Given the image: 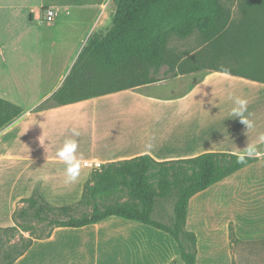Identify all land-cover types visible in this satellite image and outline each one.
I'll return each mask as SVG.
<instances>
[{
  "label": "crops",
  "instance_id": "obj_1",
  "mask_svg": "<svg viewBox=\"0 0 264 264\" xmlns=\"http://www.w3.org/2000/svg\"><path fill=\"white\" fill-rule=\"evenodd\" d=\"M47 6L56 9V17L41 23ZM113 13L112 0H0V97L24 109L0 129V226L13 224L14 210L34 189L54 206L79 202L93 171L83 164L87 160L107 164L147 154L167 161L208 151L241 154L255 146L256 161L190 198L186 228L197 238L196 264H236L237 257L238 264H262L252 256L258 248L264 250V83L206 68L191 72L203 75L176 96L143 93V84L33 111L62 84L89 37L109 30ZM205 44L210 43L194 41L184 57L197 64L222 60L201 53ZM225 80L238 82L236 86L255 96L233 94L231 104L218 107L194 105ZM124 94L134 101L132 106L112 112L100 107ZM233 97L247 99L243 118L252 122L251 128L232 116ZM73 128L79 136L72 135ZM69 138L77 143L81 163L72 183H66V166L56 154ZM155 209L152 216L157 217ZM164 218L157 220L171 223V216ZM230 225L237 238L232 243ZM77 238L87 243H77L74 249ZM87 245L90 254L112 260L108 264H184L168 233L115 215L82 227H55L48 238L34 239L12 264H68L74 255H86Z\"/></svg>",
  "mask_w": 264,
  "mask_h": 264
},
{
  "label": "trees",
  "instance_id": "obj_2",
  "mask_svg": "<svg viewBox=\"0 0 264 264\" xmlns=\"http://www.w3.org/2000/svg\"><path fill=\"white\" fill-rule=\"evenodd\" d=\"M112 2L114 13L109 30L89 37L62 84L33 111L157 82L160 79L156 73L164 65L167 66L165 72L172 76L203 69V65L194 63L191 57L185 58L182 53L172 52L167 46L171 38H186L196 30L201 40L210 43L211 49H217L213 53L222 55L223 48L227 47L234 50L235 56L243 55L240 53L250 56L248 60L231 59L236 64L243 65L258 57L264 59V0H245L243 7L246 14L235 25L223 0ZM182 66L187 67L184 69ZM261 66H264L263 63ZM209 68L264 83V77L235 68L218 65ZM23 111L20 105L0 97V129ZM239 155L208 151L188 158L156 161L144 154L103 164L93 169L90 180L84 184L81 200L74 205L54 206L40 195L38 189H34L29 197L20 201L24 204L23 208L19 210L16 207L14 210V225L0 226L5 235L18 232V227L29 232L28 238L19 234L23 241L22 249L6 264H12L32 245L34 239L48 238L55 227H82L112 215L136 220L168 233L177 243L184 264H196L197 238L186 228L189 200L196 193L257 160L254 155L246 158L244 163H238ZM154 178L155 183L152 182ZM169 192L175 194V200L173 220L166 224L153 218L152 213L157 200ZM122 196H125L124 200ZM83 204H90L91 210L80 216L73 215L72 212ZM19 217L46 222L50 229L38 235L31 224H17ZM236 240L230 225L229 241Z\"/></svg>",
  "mask_w": 264,
  "mask_h": 264
},
{
  "label": "rangeland",
  "instance_id": "obj_3",
  "mask_svg": "<svg viewBox=\"0 0 264 264\" xmlns=\"http://www.w3.org/2000/svg\"><path fill=\"white\" fill-rule=\"evenodd\" d=\"M223 4L229 8L230 13H231V22L234 25L240 22L243 16H245L244 14H246V10L243 7V4H245V0L244 1L243 0H223ZM199 35H200L199 32L196 30L189 37H186V38L173 37L169 40L167 46L172 52H180L184 55L185 50L194 48L193 42L199 41L200 39ZM199 45L200 44H197V45L195 44V48L199 47ZM211 47H212L211 44L203 45V49L201 50V53L203 52L205 54H209L210 56L219 55L221 56L222 60L217 62L216 61L217 59H210V60L205 59L204 61H209V63L201 64L203 65V69L209 68L213 65H218V66H223V67L235 68L236 70L243 72V73L264 77V66H261V63H263L264 65V59H262L261 57L260 58L258 57L257 60H250L249 63H244L243 65H239L240 63L238 64L233 63V60L231 59H234L236 57L237 60H240V58L248 60L250 59V56H248V54L244 55L245 53H240L243 55L236 54L235 56L234 50L233 49L231 50L230 48H227V47L223 48L222 55H220L219 53L213 54V52L216 51L217 49L213 50L211 49ZM255 61L257 62V64ZM258 63H260V65ZM182 67L186 69L187 66H182ZM166 69H167V66L165 65L162 66L159 72L156 73V75L158 76L160 80L154 83H148V84L143 85L140 91L143 93H148L150 95L161 97V98L180 95V93L187 90L188 86L194 84L196 79H198L199 77L203 75V73L198 72V73H189V74H183V75H178V76H172L171 74L165 72ZM236 83L238 82H233V80H225L221 82L220 84L213 86L212 92H209L206 96H203L202 98L198 97L197 98L198 102L195 99L196 101L194 102V105L201 106V104H203L205 106L218 107L224 104H231V99H232L233 94L234 95L237 94V95L244 96V97H254L255 96V94L252 93L253 91L247 88H244L241 85L236 86ZM233 98H236V97H233ZM117 99L116 101H111V102H107L106 104H101L100 107L105 111L112 112L119 107H130L134 103V101H130L131 98L130 96H127V94H124L120 98H117ZM199 99L200 100L205 99L206 102H201ZM249 103L253 105L256 104L254 102L253 103L249 102ZM144 104L145 105L148 104L150 106L157 105L156 103H147V102H145ZM160 105H163V104H160ZM165 106H167V104ZM213 113H216V112H213ZM236 122H239V120H237ZM152 182L155 183L156 178H154ZM113 200L114 198L111 199V201ZM174 200H175V194L171 192H169L167 196L159 198L155 206L156 208L155 215L157 217H160L163 215L165 217L164 219H162L163 221H168L167 217L169 218L171 216L170 222H172L173 220L172 208H173ZM23 205L24 204L20 202L17 206V209L21 210V208H23ZM90 210H91L90 204H83L76 211L72 212V214L75 216H80L81 214L88 213ZM157 217L153 216V218L155 219H157ZM17 220H18L17 224H31L34 227L36 234L38 235H42L50 229V226L46 222L38 221L35 219H30L28 217L26 218L19 217ZM12 225H14V223ZM73 232H84V231H73ZM95 232L96 231L93 230L88 233L92 235ZM19 234H22L25 238L29 237V232H24L21 229H19V227H18V232L9 233L8 235H5L0 231V264H6L12 257H14L20 251V249H22L23 241L20 239ZM84 242L87 243L86 241H79V240L74 241L73 242L74 249L77 243H79L80 245V244H84ZM89 249H90V246H88V248L85 249L86 251L84 254L86 255L84 256L80 255L79 256L80 258L74 255L73 259L70 260L68 264H108V263H112V260L105 261V258L103 257H100V256L96 257L93 254H90ZM258 249L256 252L253 253L254 255L252 257L253 259L260 258L262 260V264H264V250L263 248L261 249L258 248ZM248 251L252 253L254 250L251 248V246H249ZM235 260H237L236 264H238L239 258L237 257Z\"/></svg>",
  "mask_w": 264,
  "mask_h": 264
},
{
  "label": "clouds",
  "instance_id": "obj_4",
  "mask_svg": "<svg viewBox=\"0 0 264 264\" xmlns=\"http://www.w3.org/2000/svg\"><path fill=\"white\" fill-rule=\"evenodd\" d=\"M248 101L247 99L236 97L234 99V107L232 108V116L240 117L242 122L247 125V128H251L252 122L243 118L244 113L247 111ZM73 136H79V132L73 128ZM264 139V137H261ZM151 147V145H149ZM77 143L74 139H66L63 145L58 149L57 156L65 164L66 171V183L74 182L80 172L81 163L78 157L76 156ZM257 149L255 146H247L245 151L238 156L237 162L244 163L246 158L257 155Z\"/></svg>",
  "mask_w": 264,
  "mask_h": 264
},
{
  "label": "built area",
  "instance_id": "obj_5",
  "mask_svg": "<svg viewBox=\"0 0 264 264\" xmlns=\"http://www.w3.org/2000/svg\"><path fill=\"white\" fill-rule=\"evenodd\" d=\"M56 9L54 7H51V6H47L45 8L42 9V13H41V16H40V22L41 23H49V22H52L55 17H56ZM83 164L85 166H88L92 169H96V168H99L101 167L103 164L98 161V160H87V161H84Z\"/></svg>",
  "mask_w": 264,
  "mask_h": 264
}]
</instances>
